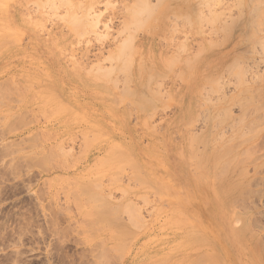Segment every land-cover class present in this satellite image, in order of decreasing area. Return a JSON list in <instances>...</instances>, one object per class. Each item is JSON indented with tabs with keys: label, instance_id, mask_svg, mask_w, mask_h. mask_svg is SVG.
Masks as SVG:
<instances>
[{
	"label": "rangeland",
	"instance_id": "1",
	"mask_svg": "<svg viewBox=\"0 0 264 264\" xmlns=\"http://www.w3.org/2000/svg\"><path fill=\"white\" fill-rule=\"evenodd\" d=\"M66 1L68 0H29L23 11L24 15H30L25 30L22 26L18 27L21 32L17 34L23 33L17 35V40H11V54L6 57L0 54V91L5 90L0 92V264H160V260L162 264H264V0H218L217 5L212 2L217 0H210L214 9L207 8L206 19L209 13L213 15L214 11L221 14L216 16L214 13L215 19L218 17V20H210L214 23L212 26L205 24V18L202 19L206 15L205 6L210 4L208 0ZM146 1L148 4L144 3ZM69 2L71 4L67 5ZM144 7H147V12L143 11ZM197 7L205 14L201 16L202 13L199 12L200 19ZM219 9L223 10V14ZM257 9L261 10V15ZM191 10L198 11L195 13ZM183 12L188 13L184 15L186 20L181 19ZM70 14H73L78 25L71 24ZM196 16L204 23L200 24L203 22L201 20L198 24ZM34 19L40 21L36 22ZM220 19H224L223 22ZM187 20L188 23L184 22ZM189 22L191 25L188 26ZM54 38H57L56 42ZM57 45L60 49L55 48ZM122 48L127 50L123 52ZM117 51H120L119 56ZM127 58H130L131 63ZM120 60L128 62L122 63L124 66L126 64L125 67L120 64ZM191 62H195L194 66ZM121 68L123 72L119 70ZM109 71L112 72L109 76L99 75ZM103 75L106 80L102 79ZM98 79L101 81H97ZM50 82L56 83L57 87L55 84L52 86ZM7 87L10 90H6ZM39 94L43 97L40 98ZM65 103L66 106L73 105V108L64 105L66 108H58ZM50 105L57 108L54 110ZM42 113H45V116ZM93 123L101 125L107 134L112 132L110 136L113 137H101V140L100 136H96L99 140L96 138L97 140L92 142L91 139L95 136L93 134L96 133L92 132V129L97 127ZM99 133L101 135L102 132ZM84 135L88 136L89 140H86ZM155 136L158 139L155 145H152ZM190 139L194 143L190 142ZM82 141H86L87 145L92 142V145L85 147L86 144L82 145ZM117 142L123 148L125 144L132 143L136 149L151 150L156 147L157 151H130L129 154L136 158L139 152H143L149 160L153 159L151 169L154 170L148 167L147 169L152 174L158 173V177L160 172L165 171L163 161L166 159L163 158H167V170L171 169L169 173L172 172L171 176H175V179L170 181V175L165 171L166 176L163 180L160 179V182L156 175H153L156 176L155 179L151 178L152 182L149 179V183L143 179L140 181L142 176L148 178L151 174L144 175L146 169L136 167L134 162L131 165L132 161L128 166L132 168L133 173L126 165L122 170L123 166H118L121 171L115 170V165L111 162L116 163V159L110 162L111 169L107 166L110 165L109 162L105 160L106 165H103L104 161L98 157L103 159L105 153H102L106 152L111 143L117 145ZM189 142L193 145L192 151L188 150ZM55 144H58V147ZM119 144L118 148H113L114 151L117 148L116 151L121 154V150L118 151ZM86 148L87 154L82 152ZM190 153L196 154L197 160L206 159L208 166L212 164L209 167L205 164L204 168L209 170H212V159H215L212 154H215L214 157H220L217 158V166L214 165L215 172L209 171L210 177L212 173L215 176L216 171H223V164L228 158L232 162L226 167V174L220 173L226 177L224 180L229 179L227 186H231L233 182L237 183L232 188L234 199H226L233 202L229 204V201H226L229 205L226 204L228 211L224 210V213L221 209L223 206V209H226L225 203H222L223 206L220 205L221 202L218 203L220 214H209V217L214 216V219L207 217L208 214H204L202 208L199 215V207L195 204L196 210L198 209L196 211L192 204L196 198L200 202L207 200L216 203L217 197L213 193L207 196L206 193L211 191V181L213 183L214 178L218 176L216 174L212 179L209 177L210 180L207 181L210 183L201 181L202 179L198 178L201 168L198 161H193L195 158L187 157L191 156ZM222 154L226 156L222 157ZM123 155L125 157L124 153L120 156ZM199 156L203 158L199 159ZM130 159L132 160L131 157ZM155 159H162L163 163H156ZM121 162L123 163V159ZM99 163L101 168L96 166V171L95 165ZM219 164L223 167L217 170ZM135 168H140L139 173L143 169L144 174L140 177ZM103 170L106 172L101 173ZM99 172L103 176L96 175L95 178L94 175ZM136 173L139 176H136ZM129 174L136 176V179L139 177V180H135L133 176L131 179ZM108 175L118 179L119 185L111 183L112 177H107ZM221 176L215 180H220ZM184 177L186 179H183ZM177 178L181 180L178 181ZM86 179H89V183L91 180H101L100 190L93 191L97 194L99 192L101 198L107 195L111 199L106 196V200L100 199L101 201L96 203L100 196L98 195L93 203L86 200L90 195L89 190L93 186L96 188L98 184L96 182L94 185L91 183L92 186L88 185ZM154 180L157 183H154ZM134 181L148 183L146 186L160 190L148 191L151 189L147 190L146 187H143L146 189L143 190L140 189L143 183H138L141 186L138 185L139 191H136L137 188L134 187L137 182L135 184ZM162 181H168L169 185L174 182L176 189L172 187L173 184L171 187L174 190ZM153 184L158 185V188ZM178 184L180 188L177 187ZM80 185H86V191L91 187L87 192L89 195L86 196V191ZM181 185H184L189 196L192 197V194L196 193L195 197L193 196L195 199L190 201L187 192V196L182 193L185 201L179 196V202L174 203L172 207L171 203L177 200L174 199L177 195L174 192L181 194ZM124 188L129 190L126 196ZM169 188L175 194V197L171 198L174 199L173 202L168 201V197H171ZM194 188H197V191H194ZM81 189L85 192L84 196L79 192ZM191 191L194 192L190 195ZM202 193L205 199L201 196ZM95 194L92 192L91 195ZM165 196L168 197L165 199ZM123 199L130 201L128 205L124 204L125 208L121 204ZM84 200L88 201L87 205ZM102 201H107L108 204L110 201L111 205L106 204L107 206L113 205L108 207L109 209L106 207L108 210L113 207L118 210H110L113 212L110 213L112 218L113 214L115 216L111 225L108 222L112 220H108V224L104 222L110 228H105L102 222L99 223L100 226L97 225L98 220L90 216L94 210L91 212L88 206L91 204L93 209L92 205L96 203V208ZM200 202H197L198 206ZM179 203L183 205V212L186 211L187 216L182 214L180 207L177 209L181 213L177 212L175 207L180 206ZM129 205L130 209L127 208ZM169 207L175 209L171 210ZM188 207L192 208V213ZM97 209L103 210L104 206H98ZM123 210L125 212H122ZM128 210L131 211L130 214L138 215L129 216ZM89 212L91 214H88ZM91 218L95 219L96 223L93 224L96 226L91 224ZM209 223L211 226L213 224L214 229ZM205 227L212 229L211 232L208 230L211 234L207 230L203 231L202 228ZM240 231L241 235L238 233ZM111 232H117L119 235L116 233L114 237ZM194 236H197L196 239ZM239 236L241 239L237 240ZM227 242H234V246ZM211 246L215 248L210 249ZM215 252L217 256L213 259L209 255L213 256Z\"/></svg>",
	"mask_w": 264,
	"mask_h": 264
},
{
	"label": "bare ground",
	"instance_id": "2",
	"mask_svg": "<svg viewBox=\"0 0 264 264\" xmlns=\"http://www.w3.org/2000/svg\"><path fill=\"white\" fill-rule=\"evenodd\" d=\"M64 1H65V0H64ZM68 1H69V0H68ZM68 1H66V2L68 3ZM141 1H142V0H141ZM208 1H209L210 4H208V6H205V7H206V8H205L206 10H204V11H205V14H206V12H207V8H208V7H209V9H212V10H213V9H214L213 6L215 5V3H216V2L219 3L218 0L215 1V2L212 1L213 4H214V5H213L212 2H211L210 0H208ZM251 1H252V0H251ZM255 1H256V0H255ZM28 2H29V0H0V54H1V56L4 55V56L6 57V56H8L9 54H11V46H10L11 42L14 41L15 39L17 40V35H20V34L23 33V32H22V33H20V34H17V33L21 32V31H18V27H21V26H22V27H24V30H25V28H26V25H27L28 22H29L28 19H29V16H30V15H29L28 13H26V12H27V10H26V12H25L26 14H25V15H28V17L25 16V15L23 14V11H24V9L27 7ZM142 2H143V1H142ZM142 2H141V3H142ZM201 2L204 3V1H201ZM220 2H221V0H220ZM248 2H249V1H248ZM253 2H254V1H253ZM259 2H260V1H259ZM144 3H147V1L144 2ZM203 3L201 4L202 6H203ZM217 3H216V5H217ZM238 3H239V1H238ZM70 4H71V3L69 2V4H67V5H70ZM147 4H148V3H147ZM147 4H143V5L148 6ZM211 4H212L213 6H212ZM236 4H237V2H236ZM239 4H242V3H239ZM257 4H259V3H257ZM197 5H199V3H197ZM201 5H200V7L198 6V7L200 8V10H201V8H202ZM209 5H210L211 7H210ZM218 5H219V4H218ZM220 5H221V3H220ZM233 5H234V4H233ZM71 7H72V5H71ZM198 7H197V9L199 10ZM212 7H213V8H212ZM224 7H226V6H224ZM246 7H248V6H246ZM146 8H147V7H144V9H146ZM148 8H149V7H148ZM177 8H178V7H177ZM144 9H143V11H144V12H147V9H146V10H144ZM149 9H150V8H149ZM149 9H148V10H149ZM189 9H190V8H189ZM195 9H196V8H195ZM209 9H208V10H209ZM260 9L262 10V8H260ZM260 9H257V11H258L259 14H260L259 11H261ZM69 10H70V9H69ZM151 10H152V9H151ZM183 10H184V9H183ZM198 10H195V11L197 12ZM200 10L198 11V16H199L200 13H202L201 16H204V15H205V14H203L204 11H203V12H200ZM212 10H211V11L209 10V11L212 12ZM219 10H220V12L223 14V10H221V9H219ZM225 10H226V9H225ZM249 10H251V9L249 8ZM191 11H192V12H195L194 10H191ZM209 11H208V12H209ZM216 11H217V10H216ZM263 11H264V10H263ZM151 12H152V11H151ZM196 12H195V13H196ZM199 12H200V13H199ZM173 13H174V12H173ZM177 13H178V12H177ZM183 13H184V12H183ZM183 13H182V14H183ZM214 13H215V11L213 12V15H211L212 13H209V14H210L211 16L214 17ZM218 13H219V11H217V13H215V15H216V16H220L221 14L219 15ZM249 13H251V11H250ZM249 13H248V14H249ZM254 13H255V12H254ZM145 14H146V13H145ZM179 14H180V13H179ZM186 14H188V13H184V14L182 15V17H181V15H177V14H176V15H177L178 17H181V19L183 18V20H186V19L184 18V17H186V16H184V15H186ZM251 14H252V13H251ZM147 15H148V14H147ZM147 15H146V17H147ZM195 15H197V14H195ZM210 15H208V17H211ZM257 15H258V14H257ZM260 15H261V14H260ZM70 16H71V18H72V19H71V24L74 25V26H75L76 24L78 25L77 21L73 18V14H72V15L70 14ZM177 16H176V17H177ZM198 16H196V20H198V19L201 18V16H199V18H198ZM206 16H207V14H206L204 17H202V19L205 18V20H206V21H205V24L208 23V24H211V26H212V24H214V23H213L212 21H210V20H214V21H216V19L218 20V17H216V19H215V17H214V18L212 17V19H209V18L207 17V19H206ZM223 16H224V15H223ZM262 16H263V12H262ZM249 17H251V16H249ZM40 18H41V17H40ZM197 18H198V19H197ZM202 19H201V20H202ZM224 19H225V17H224ZM224 19H222V20H224ZM35 20H36V19H34V21H35ZM201 20H198V21H196V22L199 24V22H200ZM220 20H221V19H220ZM222 20H221V21H222ZM250 20H251V19H250ZM37 21H40V19H39V20L37 19L36 22H37ZM74 21H75V23H74ZM154 21H155V20H154ZM194 21H195V20H194ZM202 21H203V20H202ZM207 21H209V22H207ZM251 21H252V20H251ZM15 22H17V23H15ZM184 22H187V23H188V20H187V21H184ZM210 22H212V23H210ZM222 22H223V21H222ZM249 22H250V21H249ZM252 22H253V21H252ZM197 23H195V24L197 25ZM201 23H204V21H203V22H200V24H201ZM35 24H36V23H35ZM35 24H33V25H35ZM29 25H31V24H29ZM189 25H191V22H189L188 26H189ZM250 25H251V23H250ZM31 26H32V25H31ZM201 26H202V25H201ZM220 26H221V25H220ZM28 28H30V27H28ZM220 28H221V27H220ZM220 28H219V29H220ZM255 28H256V27H255ZM19 29H20V28H19ZM73 29H74V28H73ZM28 30H30V29H28ZM33 30H34V29H33ZM213 30H214V29L212 28V31H213ZM31 31H32V30H31ZM221 31H222V30H221ZM213 32H214V31H213ZM187 33H188V32H187ZM250 35H251V34H250ZM34 39H35V38H34ZM55 39H57V38H54V41H55ZM11 40H12V41H11ZM17 42H18V41H17ZM55 42H56V41H55ZM207 42H208V41H207ZM52 43H53V41H52ZM55 44H57V43H55ZM55 44H54V46H55ZM210 44H211V43H210ZM210 44H209V45H210ZM214 44H215V43H214ZM214 44H212V45H214ZM17 45H18V44H17ZM40 45H41V44H40ZM37 46H38V45H37ZM57 47H58V45H57L55 48L57 49ZM34 48H35V47H34ZM40 48H41V47H40ZM40 48H39V49H40ZM58 48H59V47H58ZM209 48H210V47H209ZM41 49H42V48H41ZM59 49H60V48H59ZM122 49H123V52H124L125 49L127 50V48H125V49L122 48ZM203 49H204V48H203ZM203 49H202V50H203ZM206 49H207V48H206ZM128 51H129V50H128ZM117 52H118V51H117ZM119 52H120V51H119ZM119 52H118V56L120 55ZM130 52H131V51H130ZM121 53H122V52H121ZM130 54H131V53H130ZM198 54H199V53H198ZM122 55H125V54L122 53ZM122 55H121V56H122ZM127 55H129V54H127ZM121 56H120V57H121ZM129 56H130V55H129ZM125 57H126V55H125ZM125 57H124V58H125ZM197 57H199V55H198ZM124 58H123V60H124ZM131 58H132V57H131ZM175 58H176V57H175ZM186 58H187V57H186ZM129 59H130V58H129ZM129 59L127 58L126 60H128V61L130 62ZM173 59H174V57H173ZM193 59H195V58H193ZM218 59H219V57H218ZM121 60H122V59H121ZM121 60H120V61H121ZM131 60H132V59H131ZM176 60H177V58H176ZM170 61H171V60H170ZM170 61H168V62H170ZM173 61H174V60H173ZM191 61H192V60H191ZM200 61H201V60H200ZM123 62H125V61H123ZM123 62L121 61L120 64H122ZM185 62H186V61H185ZM233 62H235V61H233ZM125 63H128V62L126 61ZM125 63H124V64H125ZM130 63H131V62H130ZM140 63H141V62H140ZM188 63H189V62H188ZM191 63L193 64V63H195V62H191ZM199 63H200V62H199ZM206 63H207V62H206ZM183 64H184V62H183ZM185 64H187V63H185ZM122 65H123V64H122ZM122 65H120V66L123 67L124 65H123V66H122ZM127 65H129V64H127ZM188 65H189V64H188ZM188 65H186V66H188ZM125 66H126V64H125ZM125 66H124V67H125ZM193 66H194V64H193ZM189 67H190V66H189ZM191 67H192V65H191ZM127 68H128V66H127ZM129 68H130V67H129ZM125 69H126V68H125ZM125 69H123V70H125ZM194 69H196V68L194 67ZM229 69H230V68H229ZM119 70L122 71V68L119 69ZM139 70H140V69H139ZM139 70H138V71H139ZM142 70H143V69H142ZM207 70H208V69H207ZM138 71H137V72H138ZM44 72H47V71H44ZM122 72H123V71H122ZM127 72H128V71H127ZM201 72H202V71H201ZM203 72H204V71H203ZM111 73H112L111 71H109V73H108V72H107V73H106V72H103V73L101 72L99 75L106 74L107 76H109ZM120 73H121V72H120ZM128 73H129V72H128ZM177 73H178V72H177ZM177 73H176V74H177ZM240 73H241V72H240ZM121 75H122V74H121ZM138 75H139V73H138ZM179 75H180V72H179ZM195 75H196V74H195ZM240 75H241V74H240ZM26 76H28V74H27ZM97 76H98V74H97ZM242 76H243V75H242ZM98 77H99V76H98ZM100 77H101V76H100ZM148 77H150V75H149ZM198 77H199V76H198ZM205 77H206V76H205ZM49 78L51 79V77H49ZM125 78L127 79V77H125ZM158 78H159V76H158ZM158 78H157V79H158ZM207 78H208V77H207ZM32 79H33V78H32ZM36 79H37V78H36ZM53 79H54V77H53ZM102 79L106 80V77L103 75ZM115 79H116V78H115ZM148 79H149V78H148ZM148 79H147V80H148ZM151 79H152V78H151ZM159 79H160V78H159ZM177 79H178V78H177ZM55 80H56V79H55ZM55 80H54V81H55ZM99 80L101 81V79H98L97 81H99ZM104 80H103V81H104ZM121 80H122V79H121ZM147 80H146V82H147ZM155 80H156V79H155ZM41 81H44V80H41ZM48 81H49V80H48ZM94 81H95V80H94ZM122 81H123V80H122ZM158 81H159V80H158ZM215 81H216V80H215ZM3 82H5V81H3ZM36 82H37V81H36ZM56 82H58V81L56 80ZM115 82H117V81H115ZM210 82H211V81H210ZM6 83H7V82H6ZM40 83H41V82H40ZM50 83H52V86H54V84H55V86H56V83H54V84H53V82H50ZM147 83H148V82H147ZM43 84H44V83H43ZM112 84H113V83H112ZM120 84H121V83H120ZM157 84H158V83H157ZM200 84H201V83H200ZM57 85H58V83H57ZM2 86H3V84H2ZM113 86H114V85H113ZM121 86H122V85H120V87H121ZM123 86H124V85H123ZM152 86H154V85H152ZM3 87H6L5 84H4ZM56 87H57V86H56ZM195 87H197V86H196V83H195ZM198 87H200V85H199ZM38 88H40V87H38ZM123 88H124V87H123ZM128 88H129V87H128ZM0 89H1V88H0ZM7 89H8V87L6 88V90H7ZM27 89L29 90V88H27ZM8 90H10V89H8ZM30 90H31V89H30ZM52 90L54 91L53 88H52ZM119 90H120V89H119ZM123 90L126 91V89H123ZM156 90H157V89H156ZM1 91H2V90H1ZM1 91H0V92H1ZM3 91H5V90H3ZM3 91H2V92H3ZM121 91H122V90H121ZM130 91H131V90H130ZM194 91H195V90H194ZM196 91H197V89H196ZM2 92H1V93H2ZM6 92H7V91H6ZM50 92H51V90H50ZM50 92H49V93H50ZM55 92H56V91H55ZM154 92H155V91H154ZM192 92H193V91H192ZM202 92H203V91H202ZM203 93H204V92H203ZM47 94H48V92H47ZM132 94H133V93H132ZM132 94H131V95H132ZM140 94H141V93H140ZM8 95H9V94H8ZM39 95H40V98L43 97L42 95L45 96L44 93H42V95H41V94H39ZM51 95H53V94H51ZM51 95H50V96H51ZM123 95L125 96V94H123ZM128 95H129V94H128ZM155 95H156V94H155ZM4 96H5V94H4ZM41 96H42V97H41ZM60 96H61V95H60ZM126 96H127V95H126ZM132 96H134V95H132ZM139 96H140V95H139ZM157 96H158V95H157ZM122 97H123V96H122ZM52 98H53V97H52ZM134 98H135V96H134ZM136 98H137V97H136ZM138 98H139V97H138ZM57 99H58V98H57ZM57 99H55V100H57ZM132 100H133V99H132ZM137 100H139V99H137ZM140 100H141V99H140ZM207 100H208V99H207ZM242 100H243V99H242ZM42 101H43V100H42ZM47 101H48V98H47ZM144 101H145V100H144ZM209 101H210V100H209ZM238 101H240V99H239ZM245 101L247 102V100H245ZM245 101H243V102L245 103ZM45 102H46V101H45ZM48 102H49V101H48ZM62 102H64V101H62ZM62 102H61V103H62ZM153 102H154V101H153ZM201 102H202V101H201ZM154 103H155V102H154ZM236 103H237V102H236ZM247 103H248V102H247ZM247 103H246V104H247ZM40 104H41V103H40ZM42 104H43V103H42ZM42 104H41V105H42ZM49 104H50V103H49ZM249 104H250V103H249ZM46 105H47V104H46ZM53 105H55V104H53ZM59 105H60V104H59ZM63 105L66 106V103H65V104H61V107H58V108H59V109H63V108H66V107H69V108L71 107L70 104H69L70 106L67 105L66 107H64ZM56 106H57V105H56ZM152 106H154V105H152ZM50 107H52L53 109H54V108H57V107H53V106H51V105H50ZM141 107H142V106H141ZM154 107H155V106H154ZM69 108H68V109H69ZM72 108H73V105H72L71 109H72ZM139 108H140V106H139ZM59 109H58V112L60 111ZM71 109H70V110H71ZM245 109H246V108H245ZM54 110H55V109H54ZM56 110H57V109H56ZM75 110H77V109H74V111H75ZM200 110H201V109H200ZM62 111H64V110H62ZM74 111H73V112H74ZM208 111H209V110H208ZM208 111H207V112H208ZM220 111L222 112V110H220ZM41 112H42V111H41ZM58 112L56 111V113H58ZM64 112H65V111H64ZM64 112H61V113L63 114ZM71 113H72V112H71ZM78 113H79V111H78ZM78 113L75 112V114H78ZM80 113H81V112H80ZM218 113H219V112H218ZM6 114H7V113H6ZM42 114L45 116V113H42ZM53 114H55V113H53ZM198 114H199V113H198ZM65 115H66V113H65ZM73 115H74V114H73ZM78 115H79V114H78ZM81 115H82V113H81ZM81 115H80V116H81ZM74 116H75V115H74ZM82 116H83V115H82ZM59 117H60V116H59ZM77 117H78V116H77ZM197 117H198V116H196V118H197ZM215 117H216V116H215ZM217 117H218V116H217ZM220 117H221V116H220ZM247 117H248V116H247ZM53 118H54V117H53ZM206 118H207V117H206ZM73 119H75V118H73ZM81 119H82V118H81ZM81 119H80V120H81ZM98 119H99V118H98ZM98 119H97V120H98ZM75 120H77V119H75ZM87 120H88V119H87ZM181 120H182V119H181ZM195 120H196V119H195ZM82 121L84 122L85 120L82 119ZM219 121H220V120H219ZM222 121H223V120H222ZM224 121H225V120H224ZM87 122H88V121H87ZM111 122H112V121H111ZM233 122H234V120H233ZM73 123H74V121H73ZM75 123H77V122L75 121ZM89 123H90V122H89ZM95 123H96V122H95ZM95 123H93V124H95ZM112 123H113V122H112ZM214 124H215V123H214ZM237 124H238V123H237ZM66 125H67V124H66ZM95 125H97V127L95 126L94 129H92V130H93L92 132H94V133L96 132L97 135H96V133H95V134H93V135H95L94 137H93V135L91 136V138L93 137V139H91L92 142H94V140H97V139H98V137H96V136H100L99 138H100L101 140H103L102 138L107 137V139H108V137L112 134V132H111L110 134H107V133H106L107 131H105L104 128H103V129H104V130H103V129L101 128V125H98V124H95ZM103 125H104V124H103ZM109 125H110V124H108V126H109ZM113 125H115V123H114ZM117 125H118V124H117ZM217 125H218V124H217ZM234 125H235V124H234ZM119 126H120V125H119ZM232 126H233V124H232ZM88 127H89V126H88ZM109 127H110V126H109ZM116 127H117V126H116ZM90 128H91V126H90ZM95 128L97 129L96 131H95ZM111 128H112V127H111ZM88 129H89V128H88ZM97 131H98V132H97ZM110 131H111V130H110ZM236 131H238V130H236ZM99 132H102L101 135H103V136H101ZM104 132H105V135H106V136L104 135ZM108 132H109V131H108ZM116 132H117V131H116ZM243 132H244V131H243ZM243 132H242V134H244ZM113 133H114V132H113ZM83 134H85V133H83ZM83 134H82V135H83ZM91 134H92V133H91ZM222 134H223V133H222ZM107 135H108V136H107ZM115 135H116V134H115ZM84 136H85V135H84ZM89 136H90V135H89ZM192 136H193V135H192ZM85 137H86V136H85ZM101 137H102V138H101ZM110 137H113V136H110ZM110 137H109V139H110ZM68 138H69V137H68ZM82 138H84V137H82ZM87 138H88V136H87L85 139L87 140ZM96 138H97V139H96ZM120 138H121V137H120ZM131 138H132V136H131ZM192 138H194V137H192ZM105 139H106V138H105ZM157 139H158V137L155 136V138H154V140H153V142H152V145H153V144L155 145ZM88 140H89V138H88ZM98 140H99V139H98ZM124 140H126V139H124ZM134 140H135V139H134ZM83 141H84V140H83ZM83 141H82V142H83ZM111 141H112V140H111ZM118 141H119V138H118ZM126 141H127V140H126ZM160 141H161V140H160ZM189 141L192 142V143H194L193 140H191V139H190ZM85 142H86V141H85ZM85 142H83L82 145H83V144L85 145V144H86ZM92 142H91V143H92ZM101 142H102V141H100V143H101ZM109 142H110V141H109ZM119 142H121V141H119ZM119 142H117V143L119 144ZM135 142H136V141H135ZM190 142H189V146H190V148H189L188 150H190L191 147L193 146L192 144H190ZM91 143H88V145L86 144L85 147L89 146ZM98 143H99V142H98ZM100 143H99V144H100ZM125 143H126V142H125ZM215 143H216V142H215ZM215 143L212 144V145L214 146ZM59 144H61V142H60ZM118 144L115 145V144L113 143V145H114V146H113L112 143H111V144H110V147L107 148L108 151L105 150L107 153H106V152H103V153H102V154L105 153V156L103 155V159H102V157H98V158L101 159L102 161L105 160V161L109 162L108 164H110V165H107V166H108V168H110V169H111L112 164H114L115 166L117 165L116 168H115V166H114V169H115V170L118 169L117 171H121V170L124 168V165H126V167H127L128 165H130L129 163L132 161V162H131V165H132V163L134 162L135 164H133V165H136V167H141V168L146 169V170H144V172H146V173L144 174L143 169H141V173H139V172H140V168H139V170H138V168H135V169L138 171V172H137V171H135V172L139 173V174H140V177H141L143 174H144V175L151 174V175H148V178H142V177H144V176H142V177L140 178V179H141L140 181H143V180H144L145 182H148L147 179H149V181L152 182L151 178L155 179V177L158 175V173H157V174H152V172L149 171V169H147V167L151 169V164L153 163V159H152V160H151V159L149 160V157H147L143 152H139L138 155H137L136 158H135V157L131 156V155L129 154V152H130V151H131V152H132V151H157V150H156V147H155V148L152 147L153 149H151V150H145V149L143 150V149H136L135 146L133 145L134 143H132V144H125L124 148L122 147L121 144H119V149H118V151L121 150V151H120L121 154H119V153L116 151V149L118 148ZM216 144H217V143H216ZM236 144H237V143H236ZM236 144H235V146H236ZM55 145H57L56 147H58V144H55ZM61 145H62V144H61ZM91 145H92V144H91ZM115 146H116L117 148H115V151H114V148H113V147H115ZM83 147H84V146H83ZM92 147H93V146H92ZM209 147H210V146H209ZM221 147H222V146H221ZM60 148H61V146H60ZM103 148H104V147H103ZM213 148H214V147H213ZM217 148H218V147H217ZM225 148H226V147H225ZM236 148H237V147H236ZM236 148H235V149H236ZM197 149H199V148H197ZM220 149H221V148H220ZM61 150H64V149H61ZM98 150H100V149H98ZM98 150H96V151H98ZM164 150H165V153H166V152H167L166 149H164ZM164 150H162V151H164ZM185 150H186V149H185ZM226 150H227V149H226ZM59 151H60V150H59ZM85 151H86V152H85ZM87 151H88V149L86 148V150L83 149L82 152L87 154V153H88ZM111 151H113L114 153L112 152V153H113V154H112ZM122 151H123V152H122ZM124 151H125V152H124ZM172 151H173V150H172ZM190 151H192V149H191ZM201 151H202V150H201ZM207 151H208V149H207ZM212 151H213V150H212ZM223 151H224V150H223ZM247 151H248V150H247ZM62 152H63V151H62ZM64 152H65V151H64ZM108 152H109V153H108ZM116 152H117V154H116ZM131 152H130V153H131ZM186 152H187V151H186ZM193 152H194V150H193ZM209 152H210V150H209ZM213 152H214V151H213ZM213 152H212V153H213ZM216 152H217V151H216ZM229 152H230V151H229ZM231 152H232V151H231ZM123 153L125 154V157H124V155H123V156H120V155H122ZM168 153H169V152H168ZM176 153H177V152H176ZM181 153H182V152H181ZM181 153H180V154H181ZM183 153H184V152H183ZM183 153H182V154H183ZM203 153H204V152H203ZM203 153H202V155L204 156ZM206 153H208V152H206ZM212 153H211V154H212ZM108 154H109V155H108ZM111 154H112V155H111ZM182 154H181V155H182ZM187 154H188V153H187ZM190 154H191V153H190ZM192 154H194V153H192ZM192 154H191V156H188V155H189V154H188L187 157H190V159H191V157H192V158H195L196 160H193V159H192V160L195 161V162L198 161V162H197V163H198V166L201 168V169L199 168V169L201 170V174H198V175H200L201 177L198 176V175H196V176H198V178H200V180L202 179L201 181L208 182L207 180H208V179L210 180V178H211V179L214 178V177L216 176V174H217L218 177L221 176V173L223 172V174H224V173L226 172L225 170L228 169V168H226V167H229V166L232 164L230 158H228L229 160H227V161L224 160V161H225V162H224L225 164H223V165H224L223 171L219 170L221 167H223V165L220 166V164H219V166L217 167V170H219V171H216L215 176H214L213 173H212V174H211V177H210V176H209V171L215 172L214 170H216V168L214 169V167L217 166V163H218V161H219L218 159H219L220 157H219V158H218V157H214L215 154H214V155L212 154L213 158H215V159L213 160V159L211 158L212 161H213V168H212V170H211V169L209 170V169H207V168H204V166H205V164H206V159H205V161H204V160H203V159H204L203 156L200 157L201 154H200V156H199V159L203 158L202 160H197L198 157L196 158V154H194V155H192ZM208 154H209V153H208ZM226 154H227V153H226ZM61 155H62V154H61ZM181 155H179V156H181ZM206 155H207V154H206ZM209 155H210V154H209ZM224 155H225V154H222V157H223ZM232 155H233V154H231V156H232ZM107 156H108V157H107ZM113 156H114V157H113ZM161 156H162V155H161ZM164 156H165V155H164ZM194 156H195V157H194ZM212 156H211V157H212ZM216 156H217V155H216ZM225 156H226V155H225ZM104 157H105V158H104ZM106 157L108 158V160H107ZM109 157H112V158H109ZM122 157H123V158H122ZM130 157L132 158V160L130 159ZM153 157H154V156H153ZM187 157H186V159H188ZM207 157H208V156H207ZM233 157H234V156H233ZM240 157H241V156H240ZM98 158H97V161H99ZM120 158L123 159V163L121 162V159H120ZM171 158H172V157H171ZM173 158H174V156H173ZM217 158H218V159H217ZM110 159H111V160H110ZM114 159H116V160L118 161V162H117V161L115 160L117 164H116L114 161L111 162V161L114 160ZM118 159L120 160V162H119ZM163 159H164V160L166 159V161H168L167 158H163ZM174 159H176V158H174ZM127 160H129V161H127ZM156 160H157V159H155L154 161H156ZM161 160H162V159H160L159 161L157 160L156 163H157V162H160ZM169 160H170V159H169ZM222 160H223V159H222ZM95 161H96V160H95ZM97 161H96V162H97ZM102 161H101V162H102ZM105 161L102 163L103 165H104V164L106 165V162H105ZM166 161H163V162H165V167H166V168H165V171H166V172L168 171V175H170V176H169V180L171 181V180H174V179H175V178H174L175 176L172 177V176H173V175H172V172H171V174L169 173V170H171V169L167 170V167H168V166H166ZM232 161H233V160H232ZM237 161H238V160H237ZM237 161H236V162H237ZM110 162H111L112 164H111ZM126 162H128V164H127ZM161 162H162V161H161ZM163 162H162V163H163ZM168 162H169V161H168ZM191 162H192V161H191ZM207 162H208V160H207ZM118 163H119V164H118ZM124 163H125V164H124ZM179 163H180V162H179ZM210 163H211V162L209 161V164H210ZM215 163H216V164H215ZM94 164H95V163H94ZM98 165L100 166L101 164H100V163H99V164H96V165H95V170H96V168H97L96 166H98ZM154 165H156V164H154ZM190 165H191V164H190ZM190 165H188V166H190ZM193 165H194V164H193ZM195 165H196V164H195ZM206 165L208 166V164H206ZM210 165H212V164H210ZM210 165H209V166H210ZM214 165H216V166H214ZM235 165H236V164H235ZM99 166H98V169H99ZM118 166H119L120 168H121L122 166H123V167H122L121 170H120V169L118 168ZM158 166H159V165H158ZM185 166L187 167L186 163H185ZM207 166H206V167H207ZM209 166H208V167H209ZM232 166H233V165H232ZM92 167H93V166H92ZM104 167H106V166H104ZM104 167H103V168H104ZM126 167H125V168H126ZM128 167L131 169V172H132V168H131L130 166H128ZM128 167H127V168H128ZM160 167L162 168V164H161V163H160ZM233 167H234V166H233ZM100 168H101V166H100ZM168 168H169V167H168ZM173 168H175V167H173ZM189 168H190V167H189ZM194 168H195V167H194ZM196 168H197V167H196ZM93 169H94V167H93ZM98 169H97V170H98ZM105 169H107V167H106ZM112 169H113V168H112ZM130 169H129V170H130ZM152 169H153V168H152ZM152 169H151V170H152ZM163 169H164V166H163ZM213 169H214V170H213ZM97 170H96V171H97ZM153 170H154V169H153ZM175 170H176V168H175ZM188 170H189V169H188ZM190 170H191V169H190ZM230 170H231V169H230ZM91 171H92V169H91ZM117 171H116V172H117ZM165 171H164V173H165ZM193 171H195V169H194ZM198 171H199V170H198ZM198 171H197V172H198ZM93 172H94V171H93ZM100 172H101V171H100ZM100 172H99L98 174H95L94 177H95L96 175H97V176H98V175H102V176H103V174H100ZM104 172H106V170H105V171L103 170L101 173H104ZM142 172H143V173H142ZM149 172H151V173H149ZM173 172L176 173V171H173ZM184 172H186V171L184 170ZM189 172H190V171H189ZM197 172H196V174H197ZM220 172H221V173H220ZM108 173L110 174V171H109ZM112 173L114 174L115 172L113 171ZM132 173H133V172H132ZM137 173H136V174H137ZM147 173H148V174H147ZM153 173H155V172H153ZM162 173H163V172H160V174H161L160 177H158L159 175L157 176V177L159 178V179H158L159 182H160V179L163 180V177L166 176L164 173H163L164 175L162 176ZM177 173L179 174V171H178ZM210 173H211V172H210ZM229 173H230V172H229ZM241 173H242V172H241ZM139 174H137L136 176H139ZM141 174H142V175H141ZM218 174H219V175H218ZM225 174H226V173H225ZM231 174H232V173H231ZM231 174H230V175H231ZM91 175H92V173H91ZM114 175L116 176V174H114ZM129 175H130V174H129ZM129 175H128V176H129ZM153 175H156V176L154 177ZM168 175H167V176H168ZM171 175H172V176H171ZM175 175H176V174H175ZM189 175H190V174H188V176H189ZM242 175H243V173H242ZM132 176L134 177L135 180H139V177H137V179H136V178H135L136 176H134V175H132ZM132 176L130 175L129 177H131V179H132V178H133ZM150 176H152V177H150ZM196 176H194V179L196 178ZM213 176H214V177H213ZM228 176H229V174H228ZM228 176H227V178H228ZM92 177H93V176H92ZM98 177H99V176H98ZM107 177H110V176L108 175ZM111 177H112V178H111ZM111 177H110V178H111V180H113V181L109 180V182L111 181V183H115V185L119 183V182H118V179L116 180V178H113L114 176H111ZM146 177H147V176H146ZM186 177H187V175H186ZM190 177H191V176H190ZM209 177H210V178H209ZM218 177H216V178H218ZM221 177H222V178H221ZM221 177H220V178H221L220 180H218V179L215 180L216 178H214L213 183H212V181H211V184H212V186L210 185V187H211L210 190H211V191H209V192L206 193L207 196H208L210 193H213V194L217 197L216 203H214V202H207V200L204 201L203 199H202L203 201L200 199V200L202 201V202H200V201L198 200V198H196L195 203L192 204V207H193V205H194V208H195V204L197 205V208L199 207V210L197 209L198 211H197L196 208H195V210L197 211V213L201 212V208H202L203 211H204V214H205V213L208 214L207 217H209V214H212V213H218V214H220V209H219V205H218V203L221 202L220 205H222V203H223V205H224V203H225V208H226V206L228 207V205L231 204V202H233V201H230V200H228V201H229V202H228L226 199H229L230 197H231V198L234 197V194H235V193H234V190H233L232 188L235 187V183H236V182H233V183H234V186H233V183H232L231 186L229 185V186H230V187H229V186H227V184H226V183L229 184L230 181H229V182L227 181V180H229V179L224 180V179L226 178L224 175L221 176ZM229 177H230V176H229ZM95 178H97V177H95ZM101 178H102V177H101ZM110 178H109V179H110ZM171 178H172V179H171ZM188 178H189V177H187V179H188ZM198 178H197V179H198ZM230 178H231V177H230ZM91 179H92V178H91ZM134 179H133V180H134ZM142 179H143V180H142ZM145 179H146L147 181H146ZM178 179L181 180V178H177V180H178ZM183 179H186V178L184 177ZM192 179H193V178H192ZM194 179H193V180H194ZM87 180H89V179H86V181H87ZM114 180H116V181H114ZM179 180H178V181H179ZM193 180H192V181H193ZM195 180H196V179H195ZM200 180H199V181H200ZM99 181L101 182V180H99ZM140 181H139V182L134 181L135 184H136V182H137V185H135L136 187H134V189L137 188L136 191H137V190L139 191V189H138V185H140L141 183H143V186H141V185H142V184H141L140 186H141L142 188H140V189H143V190H146V189L148 190V188L151 189V190H148V191H152V190L156 189V188H153V187H152L153 189L150 188V185H148L149 187L146 186L149 182H148L147 184H144V182H141V183H140ZM154 181H155V180H154ZM182 181H184V180H182ZM188 181H189V180H188ZM196 181H197V180H196ZM201 181H200V182H201ZM225 181H226V182H225ZM231 181H232V178H231ZM238 181H240V180H238ZM238 181H237V182H238ZM90 182L93 183V185H94V183H95V184L98 183L99 186H98V184H97L98 187L96 186V188H94V186H93L92 189H90L91 187L89 186L90 188L88 187V189H90V190H89L90 192H88V189H87V188H86L87 191L85 190L86 185H85V186L82 185V186H84V187H82V186L80 185L81 188H84V190L86 191V193L83 192V190L81 189L82 191H79V192H80V193L82 192V195H81L80 193H79V194H80L81 196H84V193H85L86 196H87L88 193H90V195L92 194V192H94V194L96 193L95 196H94V195H91V196H90V195L88 194L89 196H87L86 200H88V201L90 200V201H91L90 203L95 202L96 197H98V195H100V196H99V198H97L98 200H96V203H97V201L100 202V201H101L100 199L106 200L104 197H106L107 195H105V196H103V198H101L102 195L99 194V192H98V194H97V192H95V190L93 191V189H97V190L99 191V190H100V187H101V186H100L101 183H100V182H97V180H96L97 183H96L94 180H93V181L91 180ZM117 182H118V183H117ZM162 182L165 183V184H167L168 186H170V188L174 187V189H176V188H175L176 185L174 186V184H173L174 182H173V181H172V182H173V183H172L173 186H172V184H171L170 182H169V183H170V185H169V184H168V181H167V182L162 181ZM185 182L188 183L187 181H185ZM197 182H198V181H197ZM91 183H89V182L87 181V184H88V185L91 184ZM138 183H140V184H138ZM154 183H157V181H155ZM186 183H185V184H186ZM198 183H199V182H198ZM208 183H210V182H208ZM80 184H82V183H80ZM191 184H194V183H191ZM199 184L202 186L201 183H199ZM223 184H226V186H225V185L223 186ZM236 184H237V183H236ZM88 185H87V186H88ZM118 185H119V184H118ZM144 185H145V186H144ZM162 185H163V184H162ZM167 185H166V187H167ZM178 185H179V184H178ZM186 185H187V184H186ZM196 185H197V183H196ZM204 185H205V184H204ZM206 185H207V183H206ZM80 186H79V187H80ZM91 186H92V184H91ZM140 186H139V187H140ZM153 186H154V184H153ZM157 186H158V185H157ZM157 186L155 185L154 187H157ZM160 186H161V185H160ZM171 186H172V187H171ZM183 186H184V185H181V189H180L181 192H180L179 190H177V191H179V192L181 193V194H179V195H178V193H176V192L173 191V190H174L173 188H172L173 190H171V189L169 188V191H171V192L173 191L175 194H177V195H176V198H174V197H175V196H174L175 194H174L173 192H172V193L170 192L171 194H170L169 192H167V194L169 193V195H171V197H170V196H169V197H168V196H165V199L168 197V199L171 200L172 196H174L173 198H174L175 200L177 199L175 202H173L174 199H172L171 201L168 200L169 202H173V203H171V206L173 205L172 207H174V203L179 202L178 200H179L180 198H182V195H183L182 193L185 194V193L187 192ZM197 186H198V185H197ZM207 186H208V185H207ZM236 186H237V185H236ZM143 187H146V189L143 188ZM163 187H164V186H163ZM177 187L180 188V185L177 186ZM182 187H183V188H182ZM228 187H229V188H228ZM157 188H158V187H157ZM197 188H198V187H197ZM197 188H196V190H195V188H194L193 190H194V191H197ZM132 189H133V188H132ZM134 189H133V192H134ZM158 189L160 190V188H158ZM158 189H156V190H158ZM182 189H183V190H182ZM207 190H208V189H207ZM91 191H92V192H91ZM128 191H129V190H128L127 188H126V190H125V188H124V191H123V192H124V195H125L126 193H128ZM131 191H132V190H130V192H131ZM136 191H135V192H136ZM141 191H142V190H141ZM161 191L164 192V190H161ZM165 191H167V188H166ZM194 191H193V192H194ZM242 191H243V190H242ZM87 192H88V193H87ZM154 192H155V191H153V193H154ZM158 192H159V194L162 195V193H160V191H158ZM158 192H157V193H158ZM193 192L191 191V192H190V195H191V193H193ZM197 193H198V192H197ZM236 193H237V192H236ZM77 194H78V193H77ZM79 194H78V195H79ZM145 194H146V193H145ZM155 194H156V193H155ZM159 194H157V195H159ZM172 194H173V195H172ZM195 194H196V193L192 194V197H191V196H189V193L187 192V195L190 197L189 200L192 199V198H193V200H194V199H195V198H194V197H195V196H194ZM198 194H199V193H198ZM198 194H197V195H198ZM238 194H239V193H238ZM240 194H241V193H240ZM78 195H77V196H78ZM187 195L185 194L184 196H187ZM210 195H212V194H210ZM241 195H242V194H241ZM125 196H126V195H125ZM139 196H141V198H143L141 194H140ZM139 196H138V197H139ZM159 196H160V195H159ZM179 196H180V198L178 199ZM193 196H194V197H193ZM198 196H199V195H198ZM201 196L204 197V193H202ZM205 196H206V195H205ZM89 197H90V198H89ZM107 197H108L109 199H111L109 196H107ZM145 197H146V195L144 196V198H145ZM141 198H140V199H141ZM162 198L164 199V196H162ZM187 198H188V197H186V200H187ZM235 198H236V197H235ZM83 199H84V198H83ZM91 199H92V200H91ZM124 199H125V198H124ZM124 199H123V203H121V204H123V205H124V204L128 205V204L130 203L129 199H128V202H126L127 200L124 201ZM126 199H127V197H126ZM182 199L184 200V198H182ZM204 199H205V197H204ZM233 199H234V198H233ZM86 200H84V203L86 202V205H87V202H88V201H86ZM145 200H146V199H145ZM147 200H148V199H147ZM236 200H237V199H236ZM184 201H185V200H184ZM190 201H191V200H190ZM196 201H197L198 203L200 202V205H199V206H198V204H197ZM226 201H227L229 204L226 203ZM102 202H103V201H102ZM102 202L100 203V205L97 204V207H98V206H99V207H100V206H104V209H105V210H104V209H103V210H102V209H97V207L95 208L96 203H95V205H94V204L92 205V208H93V209H91V207H90L91 204H90V206H88V208H90L91 212L94 210V211H93V214L90 215V216H91V217H94V218L96 219V221L98 220V221H97V223H98L97 225H99V226H100V224H99L100 222H102V225H103V223H104V222L107 223L108 220H112V222H108V223L111 225V224L113 223V220H115V216H114V214H113V218H112V216L110 215V213L112 214L115 210H116V212H117V211H118V210H117V207H115V208H116L115 210L113 209L114 207L111 208L110 210L113 209V210H112L113 212H111V211L108 210V209H109L110 207H112L113 205H112V206H107V205L110 204V201H108L109 204L107 203V201L103 202V204H105V205H103ZM124 202H126V203H124ZM180 202H181V201H180ZM192 202H194V201H192ZM192 202H191V203H192ZM146 203H147V201H146ZM183 203H185V202H183ZM186 203H187V202H186ZM186 203H185V204H186ZM106 204H107V205H106ZM179 204H180V203H179ZM185 204H184V205H185ZM226 204H228V205H226ZM110 205H111V204H110ZM126 205H124V207H123V206H122V207L125 208ZM169 205H170V204H169ZM187 205H189V204H187ZM190 205H191V204H190ZM223 205H222V206H223ZM232 205H233V204H232ZM232 205H230V206L232 207ZM116 206H117V205H116ZM175 206H176V205H175ZM185 206H186V205H185ZM185 206H184V207H185ZM106 207H107V208L109 207V208L107 209ZM130 207H131L130 205L127 206L128 209H130ZM134 207H135V204H134ZM172 207H169V208H170L171 210H174L175 208H176V209H177V208L179 209V207H180V208H182V209H180V210H182V212H183V210H184V209H183V205H181V204H180V206L177 205V207H175V208H173V209H172ZM223 207H224V206H223ZM223 207H222L221 210H222L223 213H224V212H225L224 210H227L228 208L223 209ZM94 208H95V209H94ZM101 208H103V207H101ZM136 208H137V207H136ZM190 208H191V207H190ZM190 208L188 207L190 213H192L193 211L190 210ZM232 208H233V207H232ZM232 208H231V209H232ZM106 209H107V210H106ZM119 209H120V206H119ZM132 209H133V208H132ZM158 209H160V208H158ZM178 209H177V212L179 211ZM186 209H187V207H186ZM191 209H192V208H191ZM231 209H230V210H231ZM124 210L126 211V209H124ZM124 210H123L122 212H125ZM165 210H166V209H165ZM171 210H169V211H171ZM159 211H161V209H160ZM191 211H192V212H191ZM227 211H228V210H227ZM231 211H232V210H231ZM127 212H128V214H130L131 211L128 210ZM136 212H137V211H136ZM138 212H139V211H138ZM179 212H180V211H179ZM185 212H186V211H184L182 214H185V216H187ZM94 213H95V214H94ZM119 213H120V212H119ZM119 213H118V214H119ZM134 213H135V211H134ZM180 213H181V212H180ZM197 213H195V214H197ZM88 214H91V213L89 212ZM115 214H117V213H115ZM195 214H193V215H195ZM136 215H138V213H137ZM136 215H133V214L131 213L129 216H132V217H133V216H136ZM139 215H140V213H139ZM191 215H192V214H191ZM197 215H198V214H197ZM199 215H200V213H199ZM226 215H228V214H226ZM235 215H237V214H235ZM95 216H96V217H95ZM180 216H182V215H180ZM138 217H139V216H138ZM138 217H137V218H138ZM200 217H201V216H200ZM202 217H203V216H202ZM202 217H201V218H202ZM210 217H212V216L210 215ZM210 217H209V218H210ZM213 217H214V216H213ZM213 217H212V218H213ZM216 217H217V216H216ZM216 217H215V218H216ZM224 217H225V215H224ZM236 217H237V216H236ZM94 218H93V219H94ZM135 218H136V217H135ZM95 219H94V220H92V218L90 219V220H91V221H90L91 224H93L94 222L96 223ZM213 219H214V218H213ZM217 219H219V218H217ZM235 219H236V218H235ZM208 220H209V219H208ZM210 221H211V220H210ZM219 221H220V220H219ZM108 223H107V224H108ZM177 223H178V222H177ZM219 223H221V221H220ZM173 224H175V223H173ZM94 225H95V224H93V226H94ZM104 225H105L106 227H105V226H101V227H105V228H107L108 225H106L105 223H104ZM188 225H189V224H188ZM209 225H210V223H209ZM223 225H224V224H223ZM95 226H96V225H95ZM99 226H98V227H99ZM171 226H173V225L171 224ZM204 226H205V224H204ZM204 226H203V227H204ZM210 226H211V225H210ZM210 226H209V227H210ZM212 226H213V224H212ZM212 226H211V227H212ZM108 227H109V226H108ZM218 227H219V226H218ZM95 228H96V227H95ZM105 228H104V229H105ZM109 228H110V227H109ZM212 228L214 229V227H212ZM219 228H221V227H219ZM194 229H195V228H194ZM202 229H204L203 231L207 230V232H209L210 230H212V229H210V230H209V229H206V227H205V228H202ZM224 229H225V228H224ZM97 230H100V229L97 228ZM208 230H209V231H208ZM215 230H216V229H215ZM239 230H240V229H239ZM239 230H238V231H239ZM101 231H102V229H101ZM104 231H105V230H104ZM106 231H107V230H106ZM110 231H111V229H110ZM197 231H198V229H197ZM220 231H222V230H220ZM220 231H219V232H220ZM122 232H125V231H122ZM210 232H211V231H210ZM210 232H209V233H210ZM214 232H215V231H214ZM236 232H237V230H236ZM112 233H113V234H112ZM116 233H117V232H111V234H112L114 237H115ZM212 233H213V232H212ZM238 233H240V235H241V231L238 232ZM238 233H237V234H238ZM114 234H115V235H114ZM117 234L119 235V233H117ZM125 234H126V233H125ZM134 234H136V233H134ZM199 234H200V233H199ZM210 234H211V233H210ZM237 234H236V236H237ZM243 234H244V233H243ZM126 235H127V234H126ZM229 236H230V234H229ZM243 236H244V235H243ZM196 237H197V236H196ZM196 237L194 236L195 239H196ZM245 237H246V236H245ZM154 238H156V237H154ZM198 238H199V236H198ZM204 239H205V238H203V240H204ZM232 239H233V238H232ZM236 239H237V238H236ZM239 239H241L240 236H239V238H238L237 240H239ZM242 239H244V238H242ZM197 240H198V239H197ZM199 240H200V239H199ZM244 240H245V239H244ZM223 241H224V240H223ZM221 242H222V241H220V244H221ZM225 242H226V241H224V243H225ZM229 242H230V240H229ZM240 242H241V241H240ZM203 243H204V242H203ZM212 243H213V242H211V244H212ZM224 243H223V244H224ZM185 244H186V243H185ZM215 244H219V243H218V242H217V243L215 242ZM227 244H231V246H234V242H233V243H228V242H227ZM212 245H213V244H212ZM236 245H237V244H236ZM217 246H219V245H217ZM223 246H225V244H224ZM213 247L215 248V246H213ZM211 248H212V246L210 247V249H211ZM214 248H212V249H214ZM121 249H122V248H121ZM215 253H216V252H215ZM145 255H146V254H145ZM209 256H211L213 259H214V258L216 259L217 253H216L215 255L213 254V256H212V255H209ZM222 256H223V255H222ZM218 257H219V256H218ZM218 257H217V258H218ZM220 257H221V256H220ZM223 257H224V256H223ZM139 258H140V257H139ZM142 258H143V256H142ZM144 258H145V257H144ZM204 258H205V257H204ZM209 258H210V257H209ZM145 259H146V258H145ZM194 259H195V258H194ZM206 259H207V258H206ZM140 260H141V259H140ZM208 260H209V259H208ZM205 261H206V260H205ZM205 261H204V262H205ZM209 261H211V260H209ZM212 261H213V260H212ZM147 262H148V261H147ZM156 262H157V261H156ZM160 262H161L160 264H162V261H161V260H160ZM201 262H202V261H201ZM139 263H140V262H139ZM153 263H154V262H153ZM209 263H210V262H208V264H209ZM212 263H213V262H212ZM212 263H210V264H212ZM214 264H216V262H214ZM218 264H220V263H218Z\"/></svg>",
	"mask_w": 264,
	"mask_h": 264
}]
</instances>
